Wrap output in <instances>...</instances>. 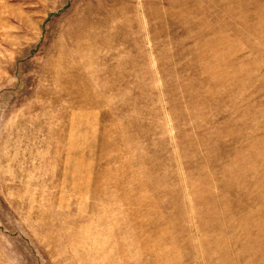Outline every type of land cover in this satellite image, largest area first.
<instances>
[{
  "label": "rangeland",
  "instance_id": "obj_1",
  "mask_svg": "<svg viewBox=\"0 0 264 264\" xmlns=\"http://www.w3.org/2000/svg\"><path fill=\"white\" fill-rule=\"evenodd\" d=\"M0 264H264V0H0Z\"/></svg>",
  "mask_w": 264,
  "mask_h": 264
}]
</instances>
